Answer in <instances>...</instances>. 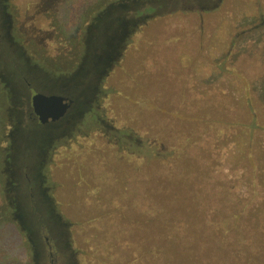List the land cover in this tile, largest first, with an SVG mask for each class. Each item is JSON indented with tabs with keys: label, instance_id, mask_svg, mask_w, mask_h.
Instances as JSON below:
<instances>
[{
	"label": "rangeland",
	"instance_id": "374dc122",
	"mask_svg": "<svg viewBox=\"0 0 264 264\" xmlns=\"http://www.w3.org/2000/svg\"><path fill=\"white\" fill-rule=\"evenodd\" d=\"M260 11L264 0H0V264H264L263 240L241 245L221 225L251 227L260 214L243 206L264 203V132L249 130L264 119ZM35 92L71 105L42 124ZM147 95L167 102L154 101L171 113L160 125ZM9 153L20 177L6 189ZM147 184L162 210L130 204Z\"/></svg>",
	"mask_w": 264,
	"mask_h": 264
},
{
	"label": "trees",
	"instance_id": "16d2710c",
	"mask_svg": "<svg viewBox=\"0 0 264 264\" xmlns=\"http://www.w3.org/2000/svg\"><path fill=\"white\" fill-rule=\"evenodd\" d=\"M260 14L263 15V18H264V13L262 11L259 12V16H261ZM262 20H264V19H262ZM259 23H262V22H259ZM259 23H258V25H260ZM261 27H263V26H261ZM225 56H226L227 59H229L231 57L230 56V52L226 53ZM218 66H220L219 68H221V67H225L226 68V66L223 63L218 64ZM228 69H230L229 66H228ZM231 74H236V73H231ZM146 97L147 98H145V102L142 103L143 106L147 109V111H150L151 113L155 112V114H156V120H155V118H152V117L149 120V123L151 124L150 126L153 127L154 121H155L156 124H159V119L157 117H158V115L160 113H163L164 115H170L171 113H168V111H166V110L162 109L160 106L154 104L155 99L156 100L158 99L159 103L160 102L164 103L165 101H163V96H161V95H147ZM165 97H169V96H165ZM181 97H182V99L185 98L184 96H181ZM171 101L173 102L172 99H171ZM180 102H182L181 99H180ZM165 103H167V102H165ZM177 118L183 119L184 117H182L180 115H177ZM162 123L163 122H161L160 124H162ZM10 125H11V132L15 129V127H18V124H17L16 120H12L10 122ZM159 125H158V127H159ZM156 128H157V126H156ZM249 130L252 133H256V134H258V132L260 134L263 133L264 132V119L255 117L254 126L253 127L249 126ZM14 144H15V142H14V139H13V145ZM14 147L15 146H13V151H14ZM17 162H18V155L16 156L15 153H13V154L9 153L7 156L4 157L3 165H4L5 172H6V189L10 188L11 184L13 183L12 182L13 179H17L18 180L19 177H20V175L17 174L18 171L15 170L18 167ZM147 177H150V175L148 174ZM149 179L147 181H149ZM142 188H143V186H142ZM149 189H150V187L147 184V188L144 189L145 190V192L143 194L144 196H142L143 189L141 190V192H138V190L140 191V188L138 190H131L130 191V195H131L130 197H132V201L130 202V204H133L134 206H140L141 205L142 208H143L142 212H146V211L149 212L150 211V206L152 205V207H154V204H156L159 208L161 206L160 209L162 210V205L164 203V202H162L163 199L161 200V202L157 201L152 195L153 192L151 190H149ZM25 194L26 193L21 192V191L17 192V200L20 203L16 206V208L22 210L23 212H24V210L26 208H25V204H23L21 201H24ZM12 202H14V200ZM255 202L256 201H250V202L246 203L243 206V208H242V209H246L248 207H251V210L253 211V213L255 215L260 214V216H259L260 218H257L254 221L253 225H251V227H248L249 224H243V222H240L241 220L239 221V223L237 222L234 225H233V223L230 224L229 221H226V222L221 224L226 229H228L230 227V225H231L232 227L230 228V230H232V229L238 230L239 236H237L238 238H236V240L241 242V245H245L249 241H252V240H263L264 241V237L262 236V235H264V203L254 204ZM9 203H11V201ZM11 205H13V204L11 203ZM18 212L19 211H17V213L15 214V219L19 222L20 226H22V229L25 231L26 230V228H25L26 225H25V223H23L22 219H23L24 216H28V214H26V211H25L23 216L19 217L18 216ZM260 212H262V213H260ZM17 217H19V218H17ZM248 237H249V240H248ZM111 241H113V239L109 238L107 242L111 243ZM132 254L134 256V259L132 260V262L133 263L137 262L139 260L138 252L134 250L132 252ZM144 261H145V264H154L153 258H151V257L149 258V254H147L146 259L144 258Z\"/></svg>",
	"mask_w": 264,
	"mask_h": 264
},
{
	"label": "water",
	"instance_id": "95a60500",
	"mask_svg": "<svg viewBox=\"0 0 264 264\" xmlns=\"http://www.w3.org/2000/svg\"><path fill=\"white\" fill-rule=\"evenodd\" d=\"M32 103L35 113L42 124L48 121L60 119L68 110L71 103L69 99L59 95H44L35 92L32 96Z\"/></svg>",
	"mask_w": 264,
	"mask_h": 264
}]
</instances>
